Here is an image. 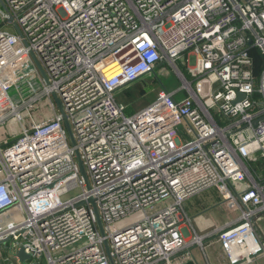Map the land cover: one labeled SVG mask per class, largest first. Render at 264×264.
<instances>
[{"label": "built area", "instance_id": "built-area-1", "mask_svg": "<svg viewBox=\"0 0 264 264\" xmlns=\"http://www.w3.org/2000/svg\"><path fill=\"white\" fill-rule=\"evenodd\" d=\"M161 66L181 86L128 115L118 92ZM1 127L7 259L173 264L209 237L264 256V0H0ZM210 188L239 215L200 234L185 205Z\"/></svg>", "mask_w": 264, "mask_h": 264}, {"label": "crops", "instance_id": "crops-1", "mask_svg": "<svg viewBox=\"0 0 264 264\" xmlns=\"http://www.w3.org/2000/svg\"><path fill=\"white\" fill-rule=\"evenodd\" d=\"M162 68L163 67L161 66L157 69V76L153 75L150 77L152 79L157 78ZM145 79L147 80V78ZM145 79L141 80L140 82L146 81ZM140 82L132 86L134 87L136 85H139ZM160 90L161 88L157 90L156 96ZM117 100H119L118 97ZM40 106L41 105H38L37 108H39ZM35 111L37 110L35 109ZM11 128H16V126L12 124ZM3 131L0 132L1 137L6 135ZM185 208L187 213L193 218L194 229L200 234H207L216 227L235 219L239 215V211L234 203L223 200L217 188L207 189L189 198L186 202ZM221 208L225 210V213H220ZM258 231L264 237V219L258 223ZM190 252L191 253H188V251H184L183 253L181 252L177 254L175 256L173 264H230V261L222 245L214 237H209L207 240H205L204 247H191ZM10 254L11 252L8 249V244L4 243L3 245H0V264H23L21 262L19 263L15 258L7 259V257L11 256ZM25 264L46 263L45 261H36L32 258ZM241 264H264V256L262 255L255 257L254 261Z\"/></svg>", "mask_w": 264, "mask_h": 264}, {"label": "rangeland", "instance_id": "rangeland-1", "mask_svg": "<svg viewBox=\"0 0 264 264\" xmlns=\"http://www.w3.org/2000/svg\"><path fill=\"white\" fill-rule=\"evenodd\" d=\"M179 64L184 65L182 60H179ZM166 70H169L170 72H166ZM166 86L169 87L170 89L177 88L181 86V81L175 76L172 70H170L168 67L167 68L163 67L162 70L159 72L157 78L152 79L149 76L147 77L146 81L140 82L139 85H136L134 87L130 86L129 88H126L121 92H118L117 97L120 101L127 104L126 113L128 115H132L136 111L142 109L144 106L152 102L154 98L156 99L157 90L160 88L162 89L163 87ZM16 94L17 91L13 89L11 91V95L15 96ZM38 105L41 106L39 108H37L38 106L36 107L37 111H35V117L37 119L41 117L49 116L51 114V108L45 101L40 102ZM26 121L27 123L29 122V120ZM1 131H3L6 134V128L1 127L0 132ZM79 191L80 190L78 189H74L72 192L69 193L68 197L77 195ZM220 213L222 214L225 213V210L221 208ZM131 219H134V216H132Z\"/></svg>", "mask_w": 264, "mask_h": 264}, {"label": "water", "instance_id": "water-1", "mask_svg": "<svg viewBox=\"0 0 264 264\" xmlns=\"http://www.w3.org/2000/svg\"><path fill=\"white\" fill-rule=\"evenodd\" d=\"M41 71H42V70H41ZM42 72H43V71H42ZM43 74H44V72H43ZM44 75H45V74H44ZM156 76H157V75H156ZM45 77H46V76H45ZM54 99H55V101H56V103H57V105H58V107H59L61 113L63 114L64 121H65V123H66V125H67V128H68L69 133H70L71 138H72V142L75 143L74 138H73V135H72V132H71V129H70V126H69L68 119H67L66 115L64 114V110H63L62 102H61V100L59 99V97H58L56 94H54ZM78 160H79V167H80V170H81V172H82V175L85 177V179H86V181H87L86 171H85V168H84V166H83V163H82V161H81L79 155H78ZM89 202L93 203V205H94V207H95V204H94V200H93V199H90ZM86 203H87V202L84 201V202H81L80 204H86ZM95 209H96V207H95ZM97 217H98L99 225H100V227H101V231H102V233H104L103 228H102V221H101L100 216H99L98 213H97ZM7 241H8V240H6L5 242H7ZM106 248H107L108 254H109V256H110V249H109V245H108V243H106ZM16 255H17V257L19 258L20 262L23 263V264H25L27 261H29V260L32 259L31 254L27 253V252L25 251L24 247H21V248L18 250V252H17ZM110 259H111V262H112V258H111V256H110Z\"/></svg>", "mask_w": 264, "mask_h": 264}, {"label": "flooded vegetation", "instance_id": "flooded-vegetation-1", "mask_svg": "<svg viewBox=\"0 0 264 264\" xmlns=\"http://www.w3.org/2000/svg\"><path fill=\"white\" fill-rule=\"evenodd\" d=\"M157 71V70H156Z\"/></svg>", "mask_w": 264, "mask_h": 264}]
</instances>
